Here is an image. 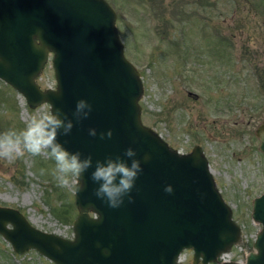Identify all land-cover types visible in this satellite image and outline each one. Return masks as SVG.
<instances>
[{"label":"water","instance_id":"95a60500","mask_svg":"<svg viewBox=\"0 0 264 264\" xmlns=\"http://www.w3.org/2000/svg\"><path fill=\"white\" fill-rule=\"evenodd\" d=\"M106 0H0V79L16 89L28 107L43 102L60 108L73 128L57 140L68 151L91 155L93 166L80 179L85 186L72 203V236L32 225L18 209L0 205V235L14 253L29 249L54 264H189L218 262L240 239V227L222 198L198 144L188 151L171 147L140 117L142 83L125 57ZM50 54L55 84L36 81ZM92 105L86 119L73 116L78 99ZM89 128L97 135L90 136ZM112 131L111 138L100 133ZM257 148L264 153V128L257 129ZM131 147L142 171L123 204L110 208L94 194L95 161L124 156ZM147 156V159L145 157ZM171 185L173 191H164ZM250 218L259 224L243 260L219 264H264V185L252 197Z\"/></svg>","mask_w":264,"mask_h":264},{"label":"rangeland","instance_id":"374dc122","mask_svg":"<svg viewBox=\"0 0 264 264\" xmlns=\"http://www.w3.org/2000/svg\"><path fill=\"white\" fill-rule=\"evenodd\" d=\"M106 1L124 55L139 72L141 121L179 151L201 146L240 227L223 259L243 260L259 228L250 218L251 199L264 185L257 148V129L264 128V0ZM49 58L36 77L41 88L55 84ZM41 111H49L47 103L28 107L0 79V133L23 129ZM73 186L59 185L47 153L0 158V205L18 209L39 229L72 236ZM179 260L189 264L191 250ZM0 264L54 263L34 249L14 253L0 235Z\"/></svg>","mask_w":264,"mask_h":264},{"label":"clouds","instance_id":"9594fccd","mask_svg":"<svg viewBox=\"0 0 264 264\" xmlns=\"http://www.w3.org/2000/svg\"><path fill=\"white\" fill-rule=\"evenodd\" d=\"M92 110V105L81 98L76 101L73 116L79 122L86 119ZM73 128V121L63 114L60 108L54 111H41L32 115L21 130L9 129L0 133V158L14 159L23 156L25 152L33 156L47 153L55 163V174L61 187L69 186L70 183L77 185V191L85 187L80 179L83 174L93 166L91 155L81 158L79 151L70 152L58 142L59 134L68 135ZM90 136H96L95 128H89ZM111 138L112 131L100 133L101 139ZM124 156L130 158V163L120 156L105 157V160L95 161L91 179L98 183L94 190L97 198L105 201L110 208H118L135 185V180L142 171L141 163L136 157L133 148L128 147ZM147 159V156L145 157ZM164 191L171 193V185H166Z\"/></svg>","mask_w":264,"mask_h":264},{"label":"built area","instance_id":"2783aa9c","mask_svg":"<svg viewBox=\"0 0 264 264\" xmlns=\"http://www.w3.org/2000/svg\"><path fill=\"white\" fill-rule=\"evenodd\" d=\"M228 254H229V251L225 252V253H222V254L219 255L218 259L221 260V259H223V256H227Z\"/></svg>","mask_w":264,"mask_h":264},{"label":"trees","instance_id":"16d2710c","mask_svg":"<svg viewBox=\"0 0 264 264\" xmlns=\"http://www.w3.org/2000/svg\"><path fill=\"white\" fill-rule=\"evenodd\" d=\"M56 215H58V213H57V211H56V213H55Z\"/></svg>","mask_w":264,"mask_h":264}]
</instances>
